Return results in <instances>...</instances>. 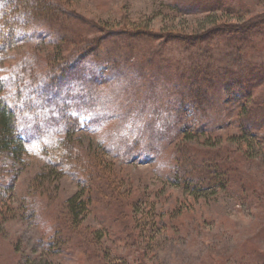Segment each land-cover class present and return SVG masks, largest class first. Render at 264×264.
<instances>
[{
  "label": "rangeland",
  "instance_id": "obj_1",
  "mask_svg": "<svg viewBox=\"0 0 264 264\" xmlns=\"http://www.w3.org/2000/svg\"><path fill=\"white\" fill-rule=\"evenodd\" d=\"M12 1L0 27L11 12L24 31L0 54L8 102L76 71L82 50L98 66L33 97L42 128L21 125L44 135L6 162L0 264H264V0Z\"/></svg>",
  "mask_w": 264,
  "mask_h": 264
},
{
  "label": "trees",
  "instance_id": "obj_2",
  "mask_svg": "<svg viewBox=\"0 0 264 264\" xmlns=\"http://www.w3.org/2000/svg\"><path fill=\"white\" fill-rule=\"evenodd\" d=\"M33 0H17V2L12 1V6L17 5V9L22 8V10L24 11H30L33 13L32 11V7L34 4H32ZM37 1V4L39 5V1L41 3H43V0H35V2ZM34 3V2H33ZM37 7L40 8V5ZM13 10V9H12ZM21 10V9H20ZM8 20L4 21V27H0V54L1 52H3L4 50L10 48L13 46V44L19 40L18 38V33L24 31L22 30L20 23L18 22V17H16V15L13 13H9V15L7 16ZM1 20H4L3 18ZM257 21V20H256ZM259 21V20H258ZM255 22V20L253 21H249L248 23H245L243 25L239 24L238 26L235 25L234 28H240V29H244L250 25H253ZM19 33V34H20ZM83 51V50H82ZM80 52V61L79 62H75L74 65V70L76 71H62V73H60V75L58 76H51L46 78L45 83L41 82V83H35L33 84L30 88H31V94L28 95L27 98H24L23 96V100L17 103H10L8 102L4 95H3V90H4V80L1 77L0 74V203H4L6 204V196L7 194L13 189V186H9L8 185V181H6L4 179V177L7 175L8 173V165H7V160H13V161H17L20 159V157L27 151V144H29L31 142L32 139L34 138H39L40 136H43L44 134L39 133L38 131H41V129H36V133H32V131H27L25 129V127H23V125H21V122L23 124V122L32 125L34 121H36L37 123H39L41 121L40 118H42L43 113H46V108L47 107H43V105L41 104L42 102H40L37 99V103L34 104L33 106V97L34 96H40L38 95L36 92L39 91V93L43 90V92H45L44 94L46 95H51V94H55V93H59V95H61V87L64 85L65 82L71 81L72 83L77 84L78 81L80 80H84V81H80L82 83H86V82H90L91 79H87V77H84L85 74H92L93 71L94 75L97 72V66L98 64H93L91 63V61L87 60V55L85 53H87V51ZM93 68V70H92ZM218 71V69H217ZM197 75L201 74L203 71L201 69H198L197 71ZM198 75V76H199ZM204 74H202L200 77H203ZM185 79H174L173 81L179 85V86H190L187 81L185 84ZM222 80L224 81V78H222ZM226 82V81H225ZM223 82V83H225ZM29 86L26 87V90L28 89ZM42 87V89H41ZM59 90V92H58ZM21 94V92H20ZM51 97V96H50ZM55 97V96H54ZM39 98V97H38ZM207 97H206V92L204 91V93L202 94H198V96H196V101L197 103L200 105L201 102H205L206 103ZM55 102L54 98H50L46 101L47 104H49V106L53 107L55 106L56 103L52 104V102ZM58 102V101H57ZM45 106H47L45 104ZM222 111L225 110V108H220ZM18 112H20L18 114ZM205 112H208L207 110ZM211 112V111H210ZM39 114L41 115V117L39 116ZM27 115H32V120L30 119L28 121L27 119ZM57 118V117H56ZM52 120H56L55 117L52 118ZM213 122V121H212ZM41 123L40 122L37 126V128L41 127ZM65 126L70 128V125L68 122L65 121L64 123ZM206 126H210L211 122L208 120V122L206 121L205 123ZM250 125H255V124H250ZM247 125L244 128L246 130H250L252 129V126ZM205 126V128H206ZM23 127V128H22ZM73 127V126H72ZM42 128V127H41ZM27 132H28V136H29V141L27 139ZM234 139V137H233ZM61 142V141H60ZM59 143V141L56 142V144ZM46 145H54L53 143L49 144V143H44ZM67 151L65 149H63V151H60L58 153V157L59 163L62 162H67V158L68 155H66ZM56 160V159H55ZM57 162V163H58ZM10 167V166H9ZM214 171V175L213 176H218V183L221 182L222 184V179L221 176L218 175L217 170H220V166H216ZM199 178H195L194 180L190 179L188 182V185H195L194 188L195 189H202V184L204 182V178L205 176L203 174H198ZM181 179V178H180ZM86 204H87V200L86 199H82L80 194H76L73 198H71L69 200V210L71 215L73 216V220L74 222L78 223L80 222L85 214L84 212L86 211ZM36 264H51L50 262L46 261V262H39Z\"/></svg>",
  "mask_w": 264,
  "mask_h": 264
}]
</instances>
